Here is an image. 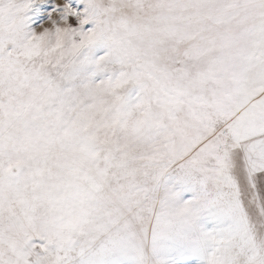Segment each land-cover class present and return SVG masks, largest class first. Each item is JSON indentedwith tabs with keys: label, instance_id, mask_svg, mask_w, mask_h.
<instances>
[{
	"label": "snow or ice",
	"instance_id": "snow-or-ice-1",
	"mask_svg": "<svg viewBox=\"0 0 264 264\" xmlns=\"http://www.w3.org/2000/svg\"><path fill=\"white\" fill-rule=\"evenodd\" d=\"M0 264H264V0H0Z\"/></svg>",
	"mask_w": 264,
	"mask_h": 264
},
{
	"label": "rangeland",
	"instance_id": "rangeland-1",
	"mask_svg": "<svg viewBox=\"0 0 264 264\" xmlns=\"http://www.w3.org/2000/svg\"><path fill=\"white\" fill-rule=\"evenodd\" d=\"M58 2H62V0H58Z\"/></svg>",
	"mask_w": 264,
	"mask_h": 264
}]
</instances>
